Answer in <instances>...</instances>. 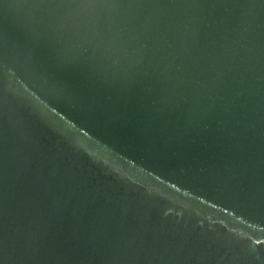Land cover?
Instances as JSON below:
<instances>
[{"label":"water","instance_id":"95a60500","mask_svg":"<svg viewBox=\"0 0 264 264\" xmlns=\"http://www.w3.org/2000/svg\"><path fill=\"white\" fill-rule=\"evenodd\" d=\"M0 264H264V0H0Z\"/></svg>","mask_w":264,"mask_h":264}]
</instances>
